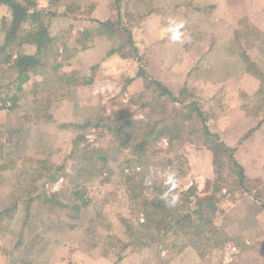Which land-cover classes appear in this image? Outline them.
<instances>
[{"label": "rangeland", "instance_id": "rangeland-1", "mask_svg": "<svg viewBox=\"0 0 264 264\" xmlns=\"http://www.w3.org/2000/svg\"><path fill=\"white\" fill-rule=\"evenodd\" d=\"M35 2L44 12V28L53 37L52 43L41 49L44 65L36 69L38 73H30L17 94L15 108H9L11 101L3 104L0 88V212L9 210L0 217V264H99L100 259L118 263L138 251L160 259L155 264H181L177 258L186 248L197 253L199 264H209V251L214 252L210 257L215 260L210 264H229L224 262L228 256L233 258L230 264H242L246 257L245 262L255 264V255H244L246 251L227 253L230 249L226 248L236 245L242 234L225 231L241 220L238 206L248 210L257 205L246 198L235 200L237 193L251 185L234 177L230 168L236 167H231L230 155L222 153L219 143L212 144L219 146V151L211 159L209 142L197 131L198 108L205 122L228 117L222 94L203 103L187 89L199 100L194 111L191 99L185 94L178 98L181 90H175V98L185 103L179 110L178 103L163 96L159 88L145 87L138 75L140 68L154 80L162 74L157 72L161 71L157 65L153 74L147 70V54L153 47L143 43L140 24L155 9L156 0H119L118 4L114 0ZM118 7L124 16L119 27L115 24ZM249 13L255 11L251 8ZM259 16L250 20L260 23ZM9 19V9L0 3V44ZM104 22L112 23L111 27H102ZM246 23L238 26L242 40L234 45L239 59L235 65L244 63L247 67L242 56L245 53L254 65L247 75L259 88L245 91L241 106L263 118L264 82L256 77L253 67L264 75V22ZM121 24L131 26L135 33L128 35ZM22 51L35 50L26 43ZM2 57L0 53V63ZM194 60L203 66L219 58ZM58 64L61 66L54 75L65 73L67 81L49 77ZM229 64L226 58L211 64L217 68L218 81H246L243 72L227 69ZM9 75L10 71L0 66V82L5 83ZM167 77L172 78L167 75L165 80ZM173 80L179 85L177 78ZM41 93L48 103L39 108L36 98ZM163 101L169 102L166 108ZM116 121L120 130L115 128ZM140 141L142 147L137 146ZM195 189L198 197L220 190L215 200L206 199L214 204L207 214L213 222L203 223L211 233L208 241L164 240L162 249L159 232L137 229L138 222L143 221L139 207L143 200L161 197L182 213L184 206L189 207L186 193L194 194ZM74 191L83 194L82 200L73 196ZM257 194L264 200V184ZM192 201L196 206L194 196ZM176 229L172 228L167 237H175Z\"/></svg>", "mask_w": 264, "mask_h": 264}, {"label": "crops", "instance_id": "crops-1", "mask_svg": "<svg viewBox=\"0 0 264 264\" xmlns=\"http://www.w3.org/2000/svg\"><path fill=\"white\" fill-rule=\"evenodd\" d=\"M178 1L180 0H156L157 4L156 2L153 3L155 9L140 23L144 33L143 43L145 42L146 45H152L153 47V52L147 54L149 55L147 70L153 74L155 65L159 66L161 71L157 72H162V74L156 80L163 82V86L173 93L175 90L178 91L182 88L192 89L197 98L203 103L217 97L218 94H222L221 98L225 100L223 105H225V110L229 115L226 119L221 120L209 118L207 122L212 121L209 123L211 125L208 126L209 131L215 130L216 132L212 133H216L218 136L220 133L221 136L219 137L222 142L233 148L235 162L243 169L244 180L242 183L245 185L247 181L251 185L241 191L242 196L237 193L235 200L240 202L246 198L257 203L252 208L253 210H245L242 205L237 207V214L241 220L236 221V224L229 226L225 231L228 234L238 233L240 235L241 233L242 238L238 239L236 245L226 249H230L227 253L231 254L246 251L244 255H255L257 258L255 264H264V248H262L264 247V206L262 208L264 200L257 194L264 184V162L262 161L264 159V118H261V115L256 111H248L247 109L245 111L241 106V103L245 100V91L258 90L259 84L251 82L253 78L247 75L249 72L244 63L235 65L239 59L234 48V45L242 40L241 32L238 30L240 23L246 21L247 25H251L264 22V0H255L253 3H251V0ZM251 8L255 11V14L250 15ZM170 13L174 14L171 15ZM258 15L261 18L260 23L250 20L251 17H257ZM169 25L170 29L168 30ZM131 33H135V30H132ZM174 35H176V39H173ZM138 40L140 41V39ZM262 40L264 41V37ZM139 44L141 43H135V45ZM195 57L199 59L219 58L217 62L221 59H229L230 64L227 65V69H231L234 73L243 72L247 79H245L246 81H234L233 79L225 82L218 81L217 68L211 65L213 62L217 63L216 60H213V62L209 60V63H203L204 65L201 66L197 65L196 60L193 62ZM180 64H183V66L181 67ZM191 74L192 77H190ZM167 75L172 76V78L167 77L165 80ZM173 78H177L176 83H179V85L173 84L175 83ZM136 82L140 83V86L143 84L142 80ZM253 170L256 172H252ZM233 208H235V205L231 207V210L229 209L232 220ZM253 233L255 235L248 238ZM245 235L246 239H244ZM192 250L186 248L178 256L177 259L180 260L181 264H199V256ZM212 254L214 252L209 251L207 256L209 257V264L215 261L213 257H210ZM232 256L234 257V255ZM187 257L193 261H188ZM247 258H243L241 263L251 264L249 261L245 262ZM159 260L152 253L138 251L135 255H128L122 262H107L100 259L98 263L153 264L154 262L155 264ZM224 262L230 264L233 262V258L228 256L224 258Z\"/></svg>", "mask_w": 264, "mask_h": 264}, {"label": "trees", "instance_id": "trees-1", "mask_svg": "<svg viewBox=\"0 0 264 264\" xmlns=\"http://www.w3.org/2000/svg\"><path fill=\"white\" fill-rule=\"evenodd\" d=\"M119 0H114L115 4H118ZM0 3L7 6L10 12V19L4 26V38L2 43L0 44V53L3 55L2 61L0 63V66H3L4 69L7 71H10L9 79L3 83L0 82V88L3 90L2 92V99L1 101L3 104L6 103V101H11V105L9 108H15L16 107V101L18 100L17 94L21 93L23 90V86L26 84V82L30 78V73H38L36 69L39 67L41 68L44 64L41 63L40 53L41 49L48 44L52 43L53 37H50L48 35V32L44 28L43 22V10L40 9L38 6H35V0H0ZM118 13H117V21H115V24L117 27L120 25V19L123 20L124 16H122L121 13V7H118ZM48 12H53L51 10H47ZM148 15V14H147ZM42 18V19H41ZM119 21V23H118ZM27 25L26 27H23L24 25ZM112 24V23H111ZM110 23L104 22L102 24V27H108ZM121 30L127 33L131 36V26L126 27L125 25L121 24ZM124 28V29H123ZM26 43H30L34 46V52L33 53H24L22 51L23 47L26 45ZM243 59L247 61V70H250V64L251 60L249 57L244 53L242 54ZM61 66L58 64L55 68H52L53 75H49V77H53V80H61V81H67L68 75L63 73L59 77L58 75H54L56 73V70ZM254 66V65H252ZM255 72H257L256 77L261 79L264 82V75H261L258 68L255 66L253 67ZM41 70V69H40ZM139 76L142 77L144 80L145 87L149 85H152L151 87L159 88L161 94L163 96H168L172 101H175L176 104H180L176 106V109H181L180 106L185 107V103L183 100H180L178 98H181L184 94L186 97H189L191 99V102L189 104L193 105L194 111L197 110L199 100L192 94L187 91L186 88H182L179 92V96L176 99L175 96L172 94V92L167 89L165 86H163L159 81L154 80L152 78H149L145 72L144 69L140 68L139 70ZM49 83V81H48ZM50 85V83L48 84ZM150 87V88H151ZM147 88V89H148ZM149 88V89H150ZM41 91H46L43 88ZM195 98V99H194ZM179 100V101H178ZM36 102L39 104V108H42L44 103H48L43 100L42 93L39 95V97L36 98ZM163 106L166 108V105L169 104V102L163 101ZM197 106V107H196ZM162 110L164 112H168V109ZM173 108H175L173 106ZM200 113L198 112L199 117V124L200 128H198L197 131H200L201 138L204 141H208L209 144L207 146V149L212 154V159L216 156L219 146H222V153H226L229 156L231 167H236V170H233V168H230V171L232 174H234V177L236 176L239 183H242L244 180V174L243 169L235 164V159L233 157V148L226 146L218 134L212 133L209 131L208 127L206 126V120H204L203 115L201 113V110L198 108ZM264 118V117H263ZM117 123V121H116ZM115 128L117 130L121 129V125L119 123L114 124ZM148 125V124H147ZM153 131H150L149 135H151ZM159 133L162 131H158ZM156 134V133H155ZM164 134L163 132L161 133ZM219 143V146L216 147V145L213 147L212 144ZM138 147L143 146V142H139ZM220 190L214 191V193H210L202 195V197H198V192L194 191V194H188L186 193V203H189V207H183L185 209V212L179 210L178 208L171 206V203L168 204L163 198L158 197L153 200H146L142 201L141 204H139L140 207V214L142 216V222H138L137 229H154L155 231L159 232L157 234L160 235V241H161V248L165 246L164 240H170L171 241H177L178 239H187L190 241H198L202 240L208 241L211 233L208 232L209 227L205 226L203 223H212L213 217H209L207 214L208 209L214 208L213 203H209L206 199L215 200L214 195L219 192ZM185 195V192L183 193ZM83 194H78V192L74 191L73 196L75 198H80L82 200ZM54 197V195H52ZM192 196L195 197L196 206H194L192 201ZM52 198V197H51ZM72 202V199H70ZM206 202V203H205ZM174 203V202H173ZM75 207V205H73ZM214 211V210H213ZM9 210H3L0 212V217H3L5 215H8ZM214 213H211V215ZM170 217L167 221H165L166 218ZM177 227V231H175V237L168 238L167 235L170 234V231L172 228ZM174 232V231H173ZM138 233L139 232H135ZM141 234V233H140ZM174 234V233H173ZM181 237V238H180ZM217 247V246H215ZM214 248V247H211Z\"/></svg>", "mask_w": 264, "mask_h": 264}, {"label": "clouds", "instance_id": "clouds-1", "mask_svg": "<svg viewBox=\"0 0 264 264\" xmlns=\"http://www.w3.org/2000/svg\"><path fill=\"white\" fill-rule=\"evenodd\" d=\"M176 38H177L176 35H174V36H173V39H176Z\"/></svg>", "mask_w": 264, "mask_h": 264}]
</instances>
